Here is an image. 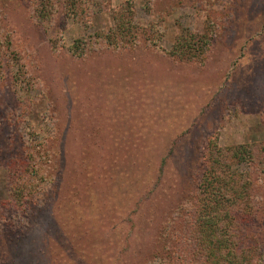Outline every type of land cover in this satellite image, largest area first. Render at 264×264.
<instances>
[{
	"label": "rangeland",
	"instance_id": "obj_1",
	"mask_svg": "<svg viewBox=\"0 0 264 264\" xmlns=\"http://www.w3.org/2000/svg\"><path fill=\"white\" fill-rule=\"evenodd\" d=\"M239 146L264 264V0H0V264H220Z\"/></svg>",
	"mask_w": 264,
	"mask_h": 264
},
{
	"label": "trees",
	"instance_id": "obj_2",
	"mask_svg": "<svg viewBox=\"0 0 264 264\" xmlns=\"http://www.w3.org/2000/svg\"><path fill=\"white\" fill-rule=\"evenodd\" d=\"M77 49L80 50L81 46L78 45ZM257 159L258 156L255 157L246 146L221 149L215 155L213 173H209L206 179L212 189L213 205L209 211L204 210L201 218L204 224L213 226L215 233L223 231L220 237L224 259L220 264H242V260L250 256L253 245L249 248L245 246L243 231L254 218L251 210L252 181L248 169L255 165ZM240 165L245 169L240 170Z\"/></svg>",
	"mask_w": 264,
	"mask_h": 264
}]
</instances>
